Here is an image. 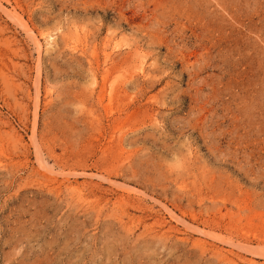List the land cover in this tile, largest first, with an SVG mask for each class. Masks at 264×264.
I'll list each match as a JSON object with an SVG mask.
<instances>
[{"label": "rangeland", "instance_id": "374dc122", "mask_svg": "<svg viewBox=\"0 0 264 264\" xmlns=\"http://www.w3.org/2000/svg\"><path fill=\"white\" fill-rule=\"evenodd\" d=\"M0 264H264V0H0Z\"/></svg>", "mask_w": 264, "mask_h": 264}]
</instances>
